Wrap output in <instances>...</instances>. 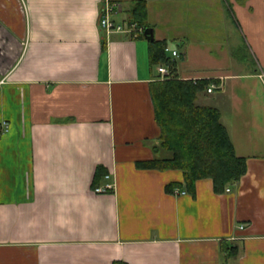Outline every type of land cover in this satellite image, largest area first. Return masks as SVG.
Instances as JSON below:
<instances>
[{"label": "crops", "instance_id": "crops-1", "mask_svg": "<svg viewBox=\"0 0 264 264\" xmlns=\"http://www.w3.org/2000/svg\"><path fill=\"white\" fill-rule=\"evenodd\" d=\"M104 1L0 0V264H264V0H109L124 22L145 2L178 81L217 83L196 105L247 165L220 195L136 169L166 156L150 85L171 68L106 38Z\"/></svg>", "mask_w": 264, "mask_h": 264}, {"label": "trees", "instance_id": "trees-1", "mask_svg": "<svg viewBox=\"0 0 264 264\" xmlns=\"http://www.w3.org/2000/svg\"><path fill=\"white\" fill-rule=\"evenodd\" d=\"M131 17L140 27L148 30L145 2L135 4ZM166 47L165 43L149 44L150 65L170 66L173 77L150 85L155 122L160 133L158 152L166 156L138 162L135 167L138 171L179 172L183 175V186L189 192L193 191L197 182L210 180L214 193L220 195L245 176L246 160L236 156L228 133L220 122V113L216 109L196 105L198 96L207 93L217 83L178 81L174 65L165 54ZM105 174L102 169L97 170L94 189L100 186ZM178 188L180 186L172 184L166 187V191L170 193Z\"/></svg>", "mask_w": 264, "mask_h": 264}, {"label": "built area", "instance_id": "built-area-1", "mask_svg": "<svg viewBox=\"0 0 264 264\" xmlns=\"http://www.w3.org/2000/svg\"><path fill=\"white\" fill-rule=\"evenodd\" d=\"M124 14L123 6L120 3H113L109 0H105L103 7L99 13V27L106 38L111 35H126L130 38H138L144 35V28L140 27L136 22H124L120 21V17ZM165 54L172 59H179V53L177 51H171L168 48L165 49ZM157 73L160 76V81L165 82L170 79V71L166 66H160L157 69ZM211 94V90L208 91ZM4 129H7L4 126ZM106 179H109L106 177ZM113 190L112 186L107 185L105 188L95 189L96 194H106ZM229 191H227L228 193ZM241 229H243L241 227Z\"/></svg>", "mask_w": 264, "mask_h": 264}, {"label": "water", "instance_id": "water-1", "mask_svg": "<svg viewBox=\"0 0 264 264\" xmlns=\"http://www.w3.org/2000/svg\"><path fill=\"white\" fill-rule=\"evenodd\" d=\"M144 37L148 42H154L153 33L151 30H147L144 34Z\"/></svg>", "mask_w": 264, "mask_h": 264}, {"label": "rangeland", "instance_id": "rangeland-1", "mask_svg": "<svg viewBox=\"0 0 264 264\" xmlns=\"http://www.w3.org/2000/svg\"><path fill=\"white\" fill-rule=\"evenodd\" d=\"M168 49H169V50H172V48H170V47H169Z\"/></svg>", "mask_w": 264, "mask_h": 264}]
</instances>
